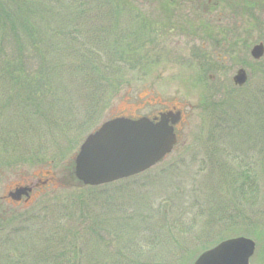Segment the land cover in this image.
I'll return each instance as SVG.
<instances>
[{
	"label": "rangeland",
	"instance_id": "374dc122",
	"mask_svg": "<svg viewBox=\"0 0 264 264\" xmlns=\"http://www.w3.org/2000/svg\"><path fill=\"white\" fill-rule=\"evenodd\" d=\"M44 1L52 15L35 22L50 46L46 74L37 76L48 84L46 103L0 109V138L9 144L0 140V262L193 264L218 242L247 236L256 241L252 262L264 264V54L251 55L264 43V12L209 24L147 0H115L120 12H105L106 0ZM100 24L115 37L124 31L125 43L140 46L135 56L115 62L104 53ZM27 64L39 71L37 59ZM241 68L243 87L233 81ZM170 103L183 117L164 161L105 189L75 179L81 144L105 121ZM39 180L47 184L29 205L4 201Z\"/></svg>",
	"mask_w": 264,
	"mask_h": 264
},
{
	"label": "water",
	"instance_id": "95a60500",
	"mask_svg": "<svg viewBox=\"0 0 264 264\" xmlns=\"http://www.w3.org/2000/svg\"><path fill=\"white\" fill-rule=\"evenodd\" d=\"M263 54L262 43L252 50L256 59ZM246 81L247 72L241 68L234 82ZM178 119L179 113L170 112L162 113L158 121L116 117L104 122L80 147L75 159L77 178L86 185H100L146 171L173 150L178 140L173 125ZM21 189L27 191L19 187V195ZM255 244L245 236L226 239L203 252L194 264H250Z\"/></svg>",
	"mask_w": 264,
	"mask_h": 264
},
{
	"label": "trees",
	"instance_id": "16d2710c",
	"mask_svg": "<svg viewBox=\"0 0 264 264\" xmlns=\"http://www.w3.org/2000/svg\"><path fill=\"white\" fill-rule=\"evenodd\" d=\"M106 1L108 3L106 5L108 8L105 12H108L110 9L111 12H120L117 9L111 7L113 4H115V0ZM116 1L119 2L121 0ZM44 2V0H0V109H14L18 106H28L40 110L43 108L42 106L44 105V102L46 103V101H44V91L48 84L45 82L42 83L43 79H37V76L42 74V77L44 78V75L46 74L45 71L48 68V57L50 58V53L47 51V48L49 49L50 46L44 48L48 40L45 37L47 33L44 34L41 30L42 24L38 25L35 22V18H39V16L43 21L49 22V19H47L46 16L48 17L52 14L49 8H45ZM78 9L84 10L86 7L84 8L83 3H80L78 5ZM117 24H119V21ZM60 25H62L61 21ZM74 25L75 24H72L71 28H75ZM108 27L109 24H100L98 26V40L96 41L97 46L104 49V53L113 52L116 56H118V59H116L115 62L126 58V56L127 58L135 56L136 51L140 48V46L135 47L136 42L133 44L125 43L126 33L123 30H121L123 31V34L120 37H115V33L113 31L110 33ZM64 31L65 30H63V32ZM105 33L112 34V42L108 41L109 39H105ZM70 35H74L73 31ZM49 40H51V38ZM69 40L71 41L72 45L75 46V44L72 42V39L69 38ZM98 52L101 51L98 50ZM29 59L30 61L33 59L38 60V72L35 73V71L31 70V67L28 66L27 62ZM100 68L101 67L99 63L95 65L96 71L101 70ZM60 86L63 87L61 83ZM219 122L220 121H217L218 125H220ZM0 140L3 141L4 148L9 146L8 142H5L2 138H0ZM262 160L263 158L261 161ZM146 172H149V170ZM144 173L106 185H81L84 187H90L91 189H98L100 187L105 189L108 186L121 185L122 181L136 178L140 175H143ZM240 176H245V180H243L241 186V192L243 195L244 185H249L251 180H249L250 176L247 175V171H245L243 175ZM2 220L5 221V218H2ZM43 255H40L39 257L42 256V260L45 261L47 257L46 255ZM11 259L12 258L8 256L5 258V261L4 259L2 260L5 262V264H11L9 262ZM1 263L4 264L3 262H0V264ZM40 263L41 262H39V264ZM12 264L19 263L13 262Z\"/></svg>",
	"mask_w": 264,
	"mask_h": 264
},
{
	"label": "flooded vegetation",
	"instance_id": "af4514ba",
	"mask_svg": "<svg viewBox=\"0 0 264 264\" xmlns=\"http://www.w3.org/2000/svg\"><path fill=\"white\" fill-rule=\"evenodd\" d=\"M151 1L158 2V4L155 5L159 7V10H161L164 6L169 7L171 12L177 10L180 13L177 16L183 15L185 13H190L199 18L201 16L207 17L209 24L211 22V18L214 17L217 18L221 23V20L224 17H228L229 14H232V16L235 17L238 13L242 17L252 14L254 16L255 12L257 11L264 12V0H147V2ZM171 15L173 14L170 13V15L167 16L170 17ZM176 109V106L170 103V105H166L161 109H151L148 115L145 116L149 117L151 120L158 121L160 120L162 113H170L174 111L173 114H175V112L177 111ZM179 114L180 120L175 124L176 133L178 130V125L181 123L183 117L181 111ZM131 118H138V116H132ZM46 182L47 181H41L42 184H46ZM19 187L27 188V191L25 189H21V192H23L19 195L17 193ZM39 187L40 184L34 183L16 186L15 188H12L11 191H9L7 200H10L11 203L15 202L16 204H21L23 202L25 204H28L32 199V193L36 188ZM254 255L252 256V258L254 257ZM252 258H250V264H254L252 262Z\"/></svg>",
	"mask_w": 264,
	"mask_h": 264
}]
</instances>
